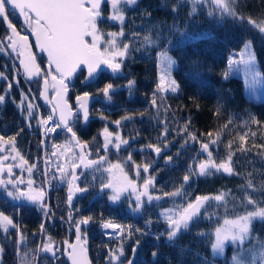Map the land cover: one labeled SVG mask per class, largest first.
<instances>
[{"label":"trees","instance_id":"trees-1","mask_svg":"<svg viewBox=\"0 0 264 264\" xmlns=\"http://www.w3.org/2000/svg\"><path fill=\"white\" fill-rule=\"evenodd\" d=\"M174 3L175 0H138L136 5L126 9L125 21L121 25L119 22L107 20L111 9L105 2L102 6L104 19L98 27L104 33L119 32L123 28L125 36L120 39L130 43L129 54L123 58L119 73L102 72L95 82L85 85V72L82 71L74 76L69 86L68 102L72 109H76L77 95L88 92L100 97L90 110L88 122L76 118L72 123L79 141L87 145L85 151L88 158L93 160L106 156L102 168H106L108 163L120 162L125 164L124 169L128 174L135 173L134 165L143 166L148 163L152 166L153 175L158 178L152 193L161 196V199L139 213L131 211L127 199L118 204L109 200L108 191H101L102 183L108 178L107 172L94 170L95 167L88 169L78 180V186L87 187L88 191L69 205L68 178L62 182L57 177L54 165L53 171L49 173L50 168L47 176L44 175L42 139L36 113L33 111L35 118L29 121L27 112L20 107L22 93L27 97L24 99V108L30 103L29 86L37 100L39 99L47 61L44 57H37L41 74L28 80L26 85L4 51H0V73L7 77L0 78V95H5L9 83L12 84L5 101L0 104V135L15 136L16 149L23 160L27 161L26 168L35 165L31 176L35 187L44 190L46 184L50 187L47 216L45 210L36 204L24 200L13 201L3 189H0V212L13 218L19 231L25 235L28 248L35 249L42 242H47L49 237L55 242L59 249L56 251L58 259H44L45 255L39 253L40 264H68L64 256L63 242H72L75 238V221L89 216L92 217L89 224L81 225V237L83 242L86 241L92 264H109L110 250H118L121 246L125 252L121 260L125 262L133 258L132 248H137L135 264H195L197 253L200 257H206L209 264H231L232 248L228 250L226 257L214 259L211 250L214 237L201 236L200 233L212 234L215 227L221 226L226 216L232 218L237 214H244L245 207L241 202L248 179L253 180L257 189L264 184V147H259L264 145V100H250L245 94L241 78L224 76L231 54L240 50L245 42L251 41L264 77V37L251 30L250 26L233 22L230 18L214 19L204 9L189 16L191 6L188 4L181 5L173 12ZM238 11L245 16L262 17L264 0H239ZM10 19L18 31L25 35L27 30L16 14ZM174 23L180 26L181 31L200 38L170 50L169 55L177 61L172 76L177 81L179 90L175 93H157V106H153V92L159 82V61L156 58L159 48L141 46L142 36L145 31H151L154 36L161 37L165 47H169V41L172 44L178 43V37L169 34ZM5 29L6 25L0 23V39L5 37ZM204 36L207 38H203ZM10 55L17 61L18 56L15 53ZM129 81H135L131 91L127 87ZM108 83L114 86L111 100H106L100 91ZM218 108L219 115L216 114ZM125 116L129 119H124ZM253 118L260 121V125L254 123ZM229 119L232 123L225 128L224 125ZM118 120L121 122L119 127L115 123ZM185 125L189 133L197 136L196 142L183 132ZM105 127L113 134H119L128 143L122 144L119 151L112 148L105 151ZM165 128L168 130L166 136ZM208 132L213 133L211 138L207 136ZM217 132L220 133L218 143L210 145L213 159L217 162L225 159L231 141L234 174L228 175L220 171L207 176L191 175L185 184L183 177L189 167L197 168L198 162L204 158L201 154L198 156L200 141L209 142L210 139H215ZM252 132L256 135L253 136ZM244 133H247L246 142L240 140V135ZM65 138H70V135L60 129L48 137L47 141L50 142L49 145H53ZM149 144L162 149L160 160H156ZM181 145L184 147L181 148ZM241 147L247 150H238ZM129 155L131 160H128ZM168 156L172 157L171 161L167 160ZM16 172L20 174V169H16ZM144 173L141 172L143 175ZM181 185L188 195L179 201L180 204L186 205L197 196L214 197L222 193L226 194V199L224 206H218V202L211 201L207 212L202 213L198 222L190 223L188 230L179 235L173 246L166 235H160L167 229V220L161 213L168 208H174V198L164 196V193L172 192ZM253 196L264 200V193L260 191L253 193ZM209 215L212 216L211 219L207 218ZM108 220L122 225L124 234L121 235L119 231L113 237L106 236L102 224ZM41 224L44 225L43 234ZM129 230L132 233L131 238H128ZM252 232L264 240V223L260 220L253 221ZM16 238L17 229L10 227L7 234L0 231V246L4 247L2 264H18L14 255ZM181 248L185 253L191 254L181 253ZM153 252L157 253L155 258ZM112 264L118 262L112 261Z\"/></svg>","mask_w":264,"mask_h":264},{"label":"snow or ice","instance_id":"snow-or-ice-1","mask_svg":"<svg viewBox=\"0 0 264 264\" xmlns=\"http://www.w3.org/2000/svg\"><path fill=\"white\" fill-rule=\"evenodd\" d=\"M107 3L110 6L111 12L107 16V20L119 22L121 25L125 21V11L129 6L137 4L138 0H0V23L6 25L5 37L0 39V51L11 49L12 52L16 53L20 59V65L23 67L24 72L28 78L39 76L41 74L40 65L36 62V57L31 51L32 45L29 42V36L21 34L17 27L11 21L10 17L18 13L20 17L24 18V24L27 26L26 30L35 37V46L39 48L41 53L47 54L48 69L44 73V93L43 95L47 98V92L49 87L48 77L51 78V87L55 90V103L53 104V112L59 111V122H53V116L49 115L46 119L40 118L39 124L45 126L47 133H54L58 127H63L68 133L71 134V139L64 146L66 151L71 150L72 147H79L81 152L78 156L80 162L85 168H93L94 170H102L108 173L106 182L102 183L101 191L104 189H110L111 195L108 197L110 201L116 203L120 201L121 196L124 192H127L129 188L132 193L135 194V207L131 208L132 212H141L144 208L145 201L142 197H147V203L151 204L153 200L159 201L161 196H153L149 193V186L154 185V177L149 176L144 180L143 191L140 192L137 189V185L133 180L129 179L127 173L124 170V166L120 163H108L106 168H102V164L106 161V156H100L99 159L89 160L84 149L87 145L81 144L76 136V132L73 131L72 124L69 120L73 117L79 118L80 112L83 113V119L87 122L89 118L88 102L90 94L84 92L83 94L76 96V104L78 106L77 111H73L72 107L68 104L65 96L70 86V80L77 71H83L87 69V77L85 82L95 79L97 71L101 68V65H105L110 68L113 74L119 73L122 65L123 58H126L129 54L131 47L130 43H126L120 38L125 36L123 28L119 32H107L104 33L100 30L98 25L103 21L102 4ZM190 5L189 16H194L198 11L204 9L207 14L214 19H227L230 18L233 22H238L241 25L250 26L251 30L257 31L262 37H264V16L253 18L251 16H245L243 13L238 11L239 0H175L172 5V11L176 12L181 5ZM10 32V34H9ZM170 35L178 37V43L172 44L169 41V47L163 45V41L159 35L154 36L151 31H145L142 36L141 46L148 48H159L156 54V58L159 61L158 66L161 69L159 75V82L153 92V99L151 101L153 106H157L156 96L157 93L162 92H177L179 85L177 81L172 78V71L177 66V61L169 55L170 50L173 48H179L181 45L191 42L197 38L196 35L188 33L187 31H181L180 26L175 23L169 29ZM133 35H139L133 33ZM203 38H207L204 36ZM252 42L247 41L244 44V51L241 53V59L239 61L229 59V66L236 64H243L245 75L251 77V86L255 87L257 83V77L260 73L256 71L255 66V55L252 52ZM227 78V73L224 74ZM0 78L7 79L2 73ZM135 81H129L127 87L131 91ZM12 84L9 83L8 89L5 95H0V104H2ZM106 100H111L114 86L111 83L106 84L103 89H100ZM22 100L20 107L27 112V118L30 121L35 118L33 112L34 105L28 103L24 108V99L27 97L21 94ZM52 103V101H49ZM220 114L219 108L216 112ZM103 118V117H102ZM124 119H129L125 116ZM52 122V123H50ZM253 122L260 125V121L253 118ZM117 127L120 126V121H115ZM232 123L229 119L228 123L224 125L227 128ZM30 126V124H29ZM247 126V125H245ZM167 128L164 130L165 136L167 135ZM184 133H187L188 138L193 142L197 141V136L193 133L188 132L187 125L183 129ZM19 133H17L18 135ZM179 134V133H178ZM253 136L255 132L251 133ZM105 151L108 150L109 144H112L117 151H119L121 144H127V140H123L118 134L114 139L113 133L108 130L107 127L103 130ZM207 136L211 138L212 132H208ZM247 133L240 135V140L246 142ZM15 136L6 137L0 135V153H4L11 149V152L15 153L11 156V159L15 160L17 157L21 160L20 167L23 168L27 161L23 160L20 153L17 151L15 146ZM220 139V133H216L215 139H210L209 142L200 141V154H207V158L203 161L198 162V171L195 167H189L187 174L184 175L183 181L185 184L190 179L191 175L207 176L212 175L214 172L223 171L228 175L234 174L232 167L233 152L231 141L228 144L229 152L225 159L217 162L213 159V153L210 150V145H215ZM187 140L185 141V144ZM5 146H8L7 148ZM149 148L160 155L162 149L158 146L149 144ZM167 147V144H165ZM184 145H181L183 148ZM256 147V145H253ZM259 147H264L261 145ZM244 150L241 147V149ZM53 155H56L53 152ZM179 155V153H178ZM10 158V155H3L0 157V189L6 193L7 197H10L13 201H27L32 204L38 205L40 208L45 210V216L49 214L47 205L44 204L43 198L45 191L43 188L36 189L33 187L35 181L31 178L33 168L35 165L28 167L26 170L29 173V179L27 180V188L21 189L20 185L24 183L22 178H13L14 165L5 164ZM128 160H131L129 155ZM168 161L172 160L171 156L167 157ZM134 164V162H133ZM72 180L68 181L69 194L67 200L71 205L73 199V192H87V187L80 188L74 185V181L78 179L75 175V169L80 165L75 163L73 158L72 163ZM137 169L136 175L139 177V169L141 165H134ZM150 164L145 163L143 165V171L149 172ZM62 173L61 180H64L68 173H65L63 168L59 169ZM47 176V172L44 173ZM10 186V188H9ZM251 190V191H249ZM260 191L264 193V184L257 189L252 179H248L246 187L243 189L244 197L242 205L245 207L244 214L235 215L232 218L227 216L223 219V225L217 226L214 229V233L205 234L200 233L201 236L210 235L214 237L211 243L212 256L215 259L217 256H222L225 253L226 246H234L233 255L231 257V264H264V240H261L259 236H256L252 232V224L254 220H260L264 223V200H258L253 196V193ZM187 190L181 185L175 188L172 192L164 193V196L174 198V208L168 209L161 213L167 220V229L165 233L160 235H166L170 245L174 246L180 234L188 230L190 223L198 222L201 217V209H204L206 213L208 207H211V201L218 202V206H224L226 194H218L214 197L209 196H197L194 201L189 200L186 205L180 204V200L187 196ZM251 206L250 208L248 206ZM211 219L212 216L207 217ZM92 220V217H86L75 221V234L76 244H71L68 241H64L63 244L67 251L68 259L71 264H89L87 258V250L84 247V241L81 242V225H88ZM69 221H72L71 214L69 215ZM151 221H148V225ZM219 224V221H217ZM17 229V238L14 240L15 249L14 255L18 259V264H40L39 253L51 254L53 260L58 259L56 257L57 248L55 242L48 238L47 242H42L37 245L35 249H30L27 246L25 235L19 231L18 225L15 223L13 218L0 212V231L7 234L9 228ZM41 233L44 232V225L41 224ZM102 227L105 229L111 228L115 232L120 230L121 235L124 234L123 226L115 224L111 220L104 222ZM140 231V229H136ZM131 231L128 232V238H131ZM159 238V236L157 237ZM137 246L139 241L136 242ZM136 247L132 248L133 258L128 259L126 262L121 260L125 256L123 247L121 246L118 250H110L109 264L112 261H117L118 264H135V253ZM4 247L0 246V264H2V254ZM181 253H185L183 248L180 249ZM185 254H191L190 252ZM155 258L157 253L153 252ZM47 255L44 259H48ZM195 264H209L206 257H200L196 254Z\"/></svg>","mask_w":264,"mask_h":264},{"label":"rangeland","instance_id":"rangeland-1","mask_svg":"<svg viewBox=\"0 0 264 264\" xmlns=\"http://www.w3.org/2000/svg\"><path fill=\"white\" fill-rule=\"evenodd\" d=\"M251 50L254 53L253 46H252ZM243 51H244V46L240 50L232 53L231 56L229 57V59L231 58L233 60L239 61L241 59V53ZM6 53H8V54L12 53L11 49L9 48L6 51ZM254 55H255V53H254ZM255 66H256V71L260 73L259 77H257V83H256L255 87L251 86V77L245 75L243 64H236V65H233V66L230 67L229 66V60H228L227 78H230V77H233V76L241 78L243 80V82H244L246 96L252 101L260 102V101L264 100V77H263V75H262V73L260 71L256 56H255ZM160 73H161V69L158 66V78H159ZM172 78H173V76H172ZM52 90H54V89L52 88ZM28 91H29V94H30V96L28 97V99H29L30 97H32L33 91L31 90L30 87H28ZM30 103L33 104V98H30ZM55 123H57V121H55ZM59 128L60 127H58L56 130H58ZM55 133H56V131L54 133H49V134L53 135ZM116 135L117 134H113L112 139H114ZM70 139L71 138H65V139H63L61 141H57L53 145H48L50 142H48V143L44 142V144L41 143V148H42V152H43V155H44V160H45V162L47 163L48 166L50 165V168H51L50 171H49V169H47V171H49V173L52 172L53 171L52 170V166L54 165L56 167V170H57V172H56L57 177H59L60 179H61V175H62L61 171L59 170L60 168H63L65 173L69 174L71 172V169H72L71 165L73 163V158H75V163L78 162L79 153L77 152L75 147H72L71 150H69V151L65 150L64 146L68 143V141ZM5 147L7 148L8 146H5ZM113 147L114 146L112 144H109L108 150L110 148H113ZM165 148H167V147H165ZM53 152H55L56 155H53ZM0 154H2V155H0V157H2L3 155H10V158L5 162V164H12V165H14V167H16V168H13V172L15 174L14 175L15 177H13V178L14 179L15 178H22L24 180V183L21 184L20 187H21V189H26L27 188V180L29 179V173L28 172L25 173V170L27 169L26 168L27 165L24 164L23 168L20 167L21 160H20L19 157H17V159H15V160L11 159V156H14L15 153L11 152L10 148L8 149V151H6L4 153H0ZM205 159L206 158H203L201 161H203ZM9 162H11V163H9ZM197 167H198V164H197ZM15 169H20V174L19 173L17 174ZM66 178H68V180H72V175H66L64 180ZM64 180H61V181L64 182ZM137 182H138V180L135 183H137ZM33 187L36 188L35 185H33ZM9 188H10V186H9ZM36 189H38V188H36ZM137 189H138V191L142 192L143 191V185H140V184L137 185ZM152 189H153V186H149V190L148 191H149V193L151 195H153L155 197L154 193H152ZM49 190H50V187L47 185L45 190H44L45 191V196L43 198V202H44L45 205H47V209H48L47 196H48V191ZM125 197L129 198V200L131 201L132 204L134 203V205H131V208L135 207V194L132 193L130 188H129V190L127 192H124L122 194L121 199H124ZM142 199L145 201L144 206L147 205V204L148 205H152L156 201V200H153L152 203L149 204V203H147V197H142ZM168 209H172V208H168ZM163 218L166 219L164 216H163ZM222 225H223V223L221 224V226ZM105 233H106V231H105ZM108 233H106V236L109 235V236L113 237L114 235H116V234L110 235ZM230 248H232V253H231V257H232L233 251H234V246H231V245L226 246L225 253L222 256H217V257H219V258L226 257L227 256V252H228V250Z\"/></svg>","mask_w":264,"mask_h":264},{"label":"water","instance_id":"water-1","mask_svg":"<svg viewBox=\"0 0 264 264\" xmlns=\"http://www.w3.org/2000/svg\"><path fill=\"white\" fill-rule=\"evenodd\" d=\"M104 4V3H103ZM103 4H102V6H103ZM101 6V7H102ZM16 16L18 17V19H19V21L22 23V25H23V27H27L25 24H24V18L23 17H20L19 15H18V13L16 14ZM24 35V34H23ZM31 39H32V41H33V44H34V47H35V50H36V54L38 55V56H42V57H44L45 59H46V61H47V54L46 53H41L40 52V50H39V48H37L36 46H35V37L34 36H32L31 35ZM31 39L29 38V42L31 43ZM31 45H32V43H31ZM31 51L33 52V47L31 48ZM33 54H34V52H33ZM35 55V54H34ZM35 57H36V55H35ZM22 57H20V59H21ZM36 62H37V59H36ZM37 64H38V62H37ZM19 66H20V68H21V70L24 72V69H23V67L20 65V61H19ZM48 62H47V69H48ZM83 71L85 72V80H86V77H87V69L86 68H84L83 69ZM81 71H77V73H75L74 74V76H76L77 74H79ZM102 72H106V73H111L112 72V70L110 69V68H108L107 66H105V65H101V68L97 71V74H96V78L95 79H92V80H89V81H87V82H85V80H84V84L85 85H88V84H90V83H93V82H95L98 78H99V76H100V74L102 73ZM25 73V72H24ZM25 75L27 76V74L25 73ZM73 76V77H74ZM36 77H38V76H34V77H32V78H29V79H35ZM73 77L71 78V80L73 79ZM49 80V87H48V92H47V98H45V96L43 95V93H44V79L42 80V84H41V89H40V94H39V100H40V102H41V104L44 106V107H49L50 109H51V111H52V114L56 117V119H57V122H59V111L57 110L56 112H53V104L55 103V93L54 94H52L51 93V78H49L48 79ZM70 80V81H71ZM68 95H69V90H68V92H67V94H66V96H65V99L67 100V102H68ZM100 100V97H98V96H93V95H90V99H89V102H88V111H89V117H90V110H91V108L93 107V105L95 104V102H97V101H99ZM49 101H52V103H49ZM68 104L70 105V103L68 102ZM71 106V105H70ZM76 106H77V104H76ZM77 109H78V106L76 107V109H73V111L75 112V111H77ZM80 117H82V119H83V113H82V111L80 112V115H79ZM74 118L75 117H73L72 119H70L69 120V123L71 124L72 123V121L74 120ZM84 120V119H83ZM88 120H89V118H88ZM88 120H87V122H88ZM84 122H86V121H84ZM61 129L62 130H64L63 129V127H61ZM78 152L80 153L81 152V149L78 147ZM85 151V150H84ZM202 155V157H204V158H207V154L206 153H204V154H201ZM87 159H88V157H87ZM80 166L79 167H77L76 169H75V174H76V171L78 170V169H82L83 170V172H85L86 170H87V168H85L84 167V165L79 161V163H78ZM197 171H198V167H197ZM85 194V192H78V191H74L73 192V199H72V201H74V199L77 197V196H83ZM204 212V209H201V214ZM81 242L83 243V240H82V237H81ZM77 243V240H76V234H75V238H74V240L71 242V244H76ZM84 247L86 248V250H87V258H88V261H89V264H92L91 263V259H90V255H89V250H88V248H87V246H86V244L84 243ZM67 251H70V250H66V248L64 249V256H65V259H66V261H67V263L68 264H71V261L68 259V256H67ZM44 254V253H43ZM44 255H47L49 258H51V254L49 253V254H44ZM52 259V258H51Z\"/></svg>","mask_w":264,"mask_h":264},{"label":"flooded vegetation","instance_id":"flooded-vegetation-1","mask_svg":"<svg viewBox=\"0 0 264 264\" xmlns=\"http://www.w3.org/2000/svg\"><path fill=\"white\" fill-rule=\"evenodd\" d=\"M24 28H25V27H24ZM26 28H27V27H26ZM26 28H25V29H26ZM25 35H28L29 38L31 39V33H30L29 31H26ZM31 43H32L33 52H34V54L36 55V58H37V57H42V56H38V55L36 54V50H35V47H34V44H33L32 39H31ZM19 58H20V57H18V59H19ZM81 72H82V71H81ZM36 78H37V77H36ZM49 78H50V77H48V79H49ZM73 78H74V77H73ZM43 79H44V78H43ZM43 79H42V80H43ZM72 80H73V79H72ZM72 80H71V81H72ZM84 80H85V79H84ZM71 81H70V82H71ZM41 84H42V82H41ZM68 90H69V92H70V89H68ZM54 92H55V90H52V94H54ZM68 96H69V95H68ZM93 96H94V95H93ZM75 102H76V100H75ZM76 107H77V106H76ZM79 118L82 119V117H80V116H79ZM89 118H90V117H89ZM75 119H76V118H74V120H75ZM74 120H73V121H74ZM82 120H83V119H82ZM73 121H72V123H73ZM83 121H84V120H83ZM72 123H71V124H72ZM85 123H86V122H85ZM63 131H66V130H63ZM66 133H68V132L66 131ZM68 135H70V138H71V134L68 133ZM103 140H104V137H103ZM80 143H81V142H80ZM81 144H82V143H81ZM121 145H122V144H121ZM126 147H128V145H126ZM75 148H76V150H77V152H78V151H79V150H78V146L75 147ZM120 148H121V147H120ZM112 149L116 150L115 147H113ZM84 150H85V149H84ZM119 150H120V149H119ZM78 153H79V152H78ZM85 153H86V151H85ZM154 153H155V152H154ZM79 154H80V153H79ZM86 154H87V153H86ZM161 154H162V153H160V155L157 156V154L155 153V156H156V160H157V161L160 160V159L162 158V157H161ZM0 155H2V154H0ZM78 156H79V155H78ZM87 157H88V154H87ZM88 159H89V160H92V159H90V158H88ZM79 161H80V160L78 159L77 164L79 163ZM113 163H117V162H113ZM122 165L124 166L125 164L122 163ZM94 167H95V166H93V168H94ZM134 167H135V166H134ZM14 168H16V167H14ZM47 169H50V165L48 166L47 163L45 162V171H44V172H48ZM88 169H91V168H87V170H88ZM135 169H136V168H135ZM15 170H16V169H15ZM87 170H86V171H87ZM124 170H125V169H124ZM86 171H85V172H86ZM136 171H137V169L135 170V173H134V174H128V173H127L129 179L133 180L134 183L138 180V182L135 183L136 185H139V184H140V185H143L144 180L147 179L149 176L154 177V185H153V189H154V187H155V185H156V182H157L158 178H157V176L153 175L152 166L149 168V172H148V173H144V175L141 174V172L143 171V166H141L140 169H139V172H140L139 177H137V175H136ZM85 172H83L82 169H78V170L76 171V174H75V175L78 176V179L74 181V185H75V186L79 187V186H78V180L81 178V175H83ZM71 173H72V169H71ZM107 175H108V173H107ZM46 186H47V184H46ZM153 189H152V190H153ZM104 190L108 191V196L111 195V190H110V189H104ZM85 193H86V192H85ZM68 194H69V188H68ZM84 195H85V194H84ZM84 195H83V196H84ZM78 197H81V196H77L76 198H78ZM76 198H75V199H76ZM75 199H74V200H75ZM124 199H127V200L130 202V205H134V203H133V204L131 203V201L129 200V198L125 197ZM124 199H120V201H119V202H116V203H113L112 201H111V202H112L113 204H118V203H120V202H121L122 200H124ZM72 202H73V201H72ZM152 205H153V204H152ZM150 206H151V205H148V204H147V205L144 206V208H146V207L150 208ZM144 208H143V209H144ZM143 209H142V210H143ZM135 213H136V212H135ZM138 213H139V212H138ZM113 223H114V222H113ZM115 224H117V223H115ZM119 231H120V230H117L115 234L117 235V234L119 233ZM114 236H115V235H114ZM110 237H111V236H110Z\"/></svg>","mask_w":264,"mask_h":264},{"label":"built area","instance_id":"built-area-1","mask_svg":"<svg viewBox=\"0 0 264 264\" xmlns=\"http://www.w3.org/2000/svg\"><path fill=\"white\" fill-rule=\"evenodd\" d=\"M16 66V65H15ZM19 74L21 75V73L19 72ZM34 109H35V111H36V113H37V120H38V126H39V132H40V137H41V139H42V144H44V142H47V137L50 135L49 133H47L46 131H45V126H42V125H40L39 124V119L40 118H47L49 115H52V113H51V110L49 109V108H45V107H43L42 105H40L37 101H34ZM53 122H55V119L53 118ZM50 123H52V122H50ZM48 209H49V205H48ZM103 230H104V233H105V231H106V233H108V234H110V235H112V234H115L116 233V231L114 232L113 231V229H111V228H108V229H105V228H103ZM105 233V234H106ZM107 236H109V235H107Z\"/></svg>","mask_w":264,"mask_h":264}]
</instances>
